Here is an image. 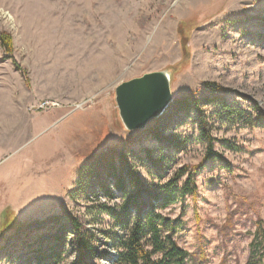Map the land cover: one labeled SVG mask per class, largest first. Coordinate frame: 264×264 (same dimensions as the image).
Returning <instances> with one entry per match:
<instances>
[{
	"label": "rangeland",
	"instance_id": "1",
	"mask_svg": "<svg viewBox=\"0 0 264 264\" xmlns=\"http://www.w3.org/2000/svg\"><path fill=\"white\" fill-rule=\"evenodd\" d=\"M2 31L12 51L0 46V264H35L31 249L37 241L46 248L61 231L53 218L65 214L80 218L98 249L113 254L103 234L110 218L97 220L91 208L98 200L76 186L83 164L99 153L143 155L159 147L156 129L187 139L167 151L168 168L136 162L139 175L158 186L203 160L195 114L175 113L172 102L143 130L121 124L115 86L155 70L168 71L172 100L215 93L253 120L202 106L220 158L199 169L194 194L156 208L188 252L184 264H264L256 247L257 222L264 225V0H0ZM84 112L96 115V138L82 125L81 117H92ZM7 213L16 222H4ZM65 235L57 264L75 255L69 227ZM98 263L116 264L108 257Z\"/></svg>",
	"mask_w": 264,
	"mask_h": 264
},
{
	"label": "trees",
	"instance_id": "2",
	"mask_svg": "<svg viewBox=\"0 0 264 264\" xmlns=\"http://www.w3.org/2000/svg\"><path fill=\"white\" fill-rule=\"evenodd\" d=\"M180 41L184 45L185 37ZM0 46L8 53L12 51L9 33L5 31L0 33ZM16 67L19 68L18 65ZM211 85L205 82L206 88L210 92H215ZM171 102L175 113L186 116L190 112L195 114L194 122L206 143L203 160L194 165H182L159 186L143 179L136 170V162L140 164L147 162L149 168L153 167L156 170L168 168L164 164L166 162L169 164L172 159L167 151L181 148L187 140L175 134H163L157 129L151 136L159 142V147L144 148L143 155L131 150L110 149L94 156L83 164L76 186L78 193L85 195V198L92 195L94 200H98L91 208L97 220L102 221L103 215L110 218L111 224L103 230V234L105 244L109 243L113 254L109 256L105 250L98 249L96 235L80 218L73 214H65L63 217L53 218V223H58L61 231L50 237L46 248L43 249L41 241H37L35 247L31 249L35 264L60 262L68 227L73 235L70 240L75 251L74 258L69 264H99L98 260L107 257L113 259L116 264H184L188 252L173 239L174 227L170 219L156 208L173 204L184 195L194 194L197 189L196 174L199 169L207 161L220 158L214 150L215 138L209 132L207 115L202 110V106L218 105L220 114L225 113L236 119L246 120L247 112L240 107L232 108L230 102L215 93L213 96L202 98L182 96ZM261 115L257 117L259 122H263ZM247 120L249 123L253 122L252 119ZM151 175L156 178L162 176L160 171ZM100 198L104 200L99 201ZM118 199L120 201H117ZM7 214L8 220L6 221L7 218L4 216V222H16L11 213ZM64 219L67 223L63 221ZM257 226L258 231L261 232V241L256 247L264 256V225L258 221Z\"/></svg>",
	"mask_w": 264,
	"mask_h": 264
},
{
	"label": "water",
	"instance_id": "3",
	"mask_svg": "<svg viewBox=\"0 0 264 264\" xmlns=\"http://www.w3.org/2000/svg\"><path fill=\"white\" fill-rule=\"evenodd\" d=\"M114 100L126 130L145 129L149 120L159 117L172 101L168 71L145 72L120 82L115 86Z\"/></svg>",
	"mask_w": 264,
	"mask_h": 264
},
{
	"label": "crops",
	"instance_id": "4",
	"mask_svg": "<svg viewBox=\"0 0 264 264\" xmlns=\"http://www.w3.org/2000/svg\"><path fill=\"white\" fill-rule=\"evenodd\" d=\"M84 114H89V115H91L92 117H90V116H86V117H84V118H82L81 117V121H82V125L84 126V128H87V130H89L90 132L92 131V130H94L95 128H96V126H97V124L96 123H94L93 122V119H94V121H96V115L94 114V113H89V112H84ZM90 117V118H89ZM92 129V130H91ZM92 133V135L94 136V138H96V136H97V134L98 133H94V132H91ZM91 146V145H90ZM89 146V149H90V151L91 150H96V149H98V144L94 147V146H92V148Z\"/></svg>",
	"mask_w": 264,
	"mask_h": 264
},
{
	"label": "built area",
	"instance_id": "5",
	"mask_svg": "<svg viewBox=\"0 0 264 264\" xmlns=\"http://www.w3.org/2000/svg\"><path fill=\"white\" fill-rule=\"evenodd\" d=\"M44 104H45V103H43L41 106H43ZM41 106H40V107H41ZM103 200H104V199H103Z\"/></svg>",
	"mask_w": 264,
	"mask_h": 264
}]
</instances>
